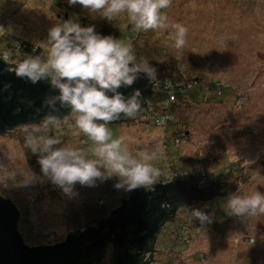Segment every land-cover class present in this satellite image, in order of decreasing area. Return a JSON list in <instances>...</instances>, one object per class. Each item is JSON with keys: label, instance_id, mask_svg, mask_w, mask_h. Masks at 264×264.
Masks as SVG:
<instances>
[{"label": "rangeland", "instance_id": "1", "mask_svg": "<svg viewBox=\"0 0 264 264\" xmlns=\"http://www.w3.org/2000/svg\"><path fill=\"white\" fill-rule=\"evenodd\" d=\"M70 10L65 12L54 0H0V50L9 51L17 64L26 55L13 45L26 41L38 46L40 54L36 56L46 57L48 32L57 23L72 18L82 27L96 29L106 22L116 32V39L132 47L142 46L158 61L176 58L181 73L200 74L204 85L217 80L228 84L231 88L213 100L195 103L186 98L179 102L174 117L177 127L186 133L180 135L182 142L173 152L162 146L161 128L142 113L107 127L114 138H129L125 145L133 155L155 154L151 163L160 175L154 182L196 174L201 169L233 183L235 193L264 194V0H171L161 10L168 28L148 31L135 30L125 14L109 21L79 4ZM176 23L188 29L186 44L179 51L172 46V25ZM62 134L56 147L63 144L91 155L92 142L82 139H88L82 132L80 135L77 129L65 126ZM19 141L16 130L0 134V167L16 169L21 175L29 170L36 180L28 186L6 182L0 186V197L17 207V229L28 246L62 242L79 227L73 217L83 205L87 210L110 204L113 210L129 196L130 190L115 187V176L97 180L92 186L77 183L71 193L54 192L40 165L34 167L26 158ZM242 169L248 176L245 182L237 179ZM218 199L177 210L178 214L163 224L151 264H264V214L236 216L226 207V199ZM193 209L212 218L206 229L196 224L198 219H191ZM111 253V247L106 246L99 264H107Z\"/></svg>", "mask_w": 264, "mask_h": 264}, {"label": "clouds", "instance_id": "2", "mask_svg": "<svg viewBox=\"0 0 264 264\" xmlns=\"http://www.w3.org/2000/svg\"><path fill=\"white\" fill-rule=\"evenodd\" d=\"M69 5L79 4L97 12L111 21L125 14L137 31L166 29L167 17L161 12L171 0H67ZM173 47L179 51L186 44L188 29L181 23L172 25ZM3 30V28H0ZM47 56H26L14 69L19 78L31 83L50 79L58 95L46 97L42 102L50 111L41 123L25 127L24 145L38 155V164L44 177L71 193L75 184L92 186L97 180L115 176L116 188L126 190L151 185L160 175V170L151 161L155 154L137 152L135 155L125 145L126 137H113L107 125L124 117L133 118L142 110L139 90L130 96L118 91L121 86H131L137 74H154L155 69L147 59L137 62L131 44H125L112 36H102L94 27H82L72 18L57 23L49 29ZM108 93H111L109 95ZM57 104L71 109L73 123L64 119L70 128L82 132L92 142L91 155L85 151L65 146L55 136H49L52 126L61 121L54 113ZM17 176L20 177L17 180ZM36 180L29 170L21 175L0 167V186L12 182L28 186ZM231 214L254 217L264 214V194L258 191L233 193L226 202ZM192 217L202 223H211L212 218L198 209Z\"/></svg>", "mask_w": 264, "mask_h": 264}, {"label": "water", "instance_id": "3", "mask_svg": "<svg viewBox=\"0 0 264 264\" xmlns=\"http://www.w3.org/2000/svg\"><path fill=\"white\" fill-rule=\"evenodd\" d=\"M16 65L0 59V134L15 126L40 122L50 111L42 102L46 97L58 95V89L54 88L50 79L31 83L26 78L17 77L14 72ZM152 82L150 75L140 72L131 86H121L118 91L127 98L139 90L142 106L143 101L153 97ZM69 110V107L57 104V110L52 114L61 118ZM125 118L120 114L119 119L109 123H121ZM186 182L187 179L183 177L167 183L138 186L131 189L126 203L113 209L105 220L96 222L95 227H87L77 233L70 232L57 244L33 247L28 246L17 229V207L8 198L0 197V264H79L81 259L91 253L95 254V258L97 253V258H100L104 241L118 227L120 229L112 240L119 246L127 244L128 249L116 255L114 264H146L144 259L141 262L140 253L151 251L155 233L161 224L175 215L176 204L189 206L195 200H207L215 194L213 190L210 192V185L196 188L187 186ZM164 198L170 202L168 211L159 207ZM129 223H134L135 227L124 231ZM139 232L144 233L137 235ZM149 242L152 243L150 246ZM148 263H153L152 256Z\"/></svg>", "mask_w": 264, "mask_h": 264}, {"label": "trees", "instance_id": "4", "mask_svg": "<svg viewBox=\"0 0 264 264\" xmlns=\"http://www.w3.org/2000/svg\"><path fill=\"white\" fill-rule=\"evenodd\" d=\"M54 2L57 4H60L61 7L63 6V9L65 10V12H67L68 10L77 6V4L69 5L67 0H54ZM65 15L63 14V18H66ZM94 30L96 31V33H98L102 36H112L115 39L117 38L116 32H114L112 30L111 25H109L106 22H102L100 24V26L96 27V29H94ZM13 47L15 50L18 49L20 51L21 55L36 56V55L40 54V49H38L37 45L31 44V43L26 42V41L25 42L19 41V43L13 45ZM161 47H163V46H161ZM133 49H134V53L137 57V62H139L142 59H147L149 61L150 66L155 69L154 74H149L151 79L153 80V82L158 83L160 81H165L164 83H166L172 89V93H174V95H175V101L172 103H168V101H167L168 95H167V93H165L164 91L161 90L160 87L163 88V84H160V86H158L155 91L153 90L152 99L147 100V101H143L142 112H141L142 114L145 115V117H148L149 121L152 120L153 125L156 127H157V125H156L155 120L160 114H162L164 111H169L170 113L173 114V119L171 121H169L167 125H165L163 127H158V128H161V131H162V137H161L162 146L165 149H168V150L173 152L174 150H177L180 146V144L175 142V139L178 137L180 139H182L186 133V130L182 131L181 129H179L177 127L176 118L174 117L175 108L179 105V102L185 101L186 98H188L190 101L195 102V103L207 102V101L213 100L216 97L218 98L219 96H221L223 94V91H225L226 88H231V87L228 84L223 83V82L218 81V80L217 81H210L206 85H204L203 84L204 82L202 81L203 79H202V77H200V74L197 76V75H190V74L186 75L185 73H181L179 71L178 62H177L176 58L168 57L167 60H162V61L159 60L158 61V60H155L154 56L149 51H145L144 49H142V46H140V45L135 44V46H133ZM154 52H156V51H154ZM201 76H202V74H201ZM145 106L147 107V109L149 108V106H151L152 110H149V111L145 110V112H144ZM65 118L68 119L69 123H73L72 116H71V109L69 110L68 113L64 114L63 117L59 118L61 121L59 124L51 127V129L48 132L49 136L61 137V135H63L62 134L63 128L65 126H68L67 124H65L63 122ZM174 118H175V121H173ZM40 123H41V121L36 122V123H28L25 125L15 126L13 128L6 129V131H5V132L12 131V130L17 131V133L19 135V139H20L19 143L23 149V152H24L26 158H28L30 160L31 164L34 165V167H37V165H39L38 164V155L33 154L30 150H28L25 147V145H24L25 133L22 131V129H24L25 127H28V126L38 125ZM109 124H111V125L116 124V126L118 125L117 123H109ZM169 127H170V132L168 133ZM71 128H74V127H71ZM79 133L81 135L80 131H79ZM180 135H183V136H180ZM82 139H84L85 141L88 140L85 138H82ZM180 177H183V176L182 175H176L174 178L165 179L163 181L159 180L157 182L165 183L167 181H170V180H173L176 178H180ZM247 178L248 177H246V179ZM115 185H116V183H115ZM48 186L54 192H59L61 190L60 187L58 190H56V185L53 184L52 182ZM144 186H146V185H144ZM111 191H112V189H111ZM109 205L107 208H103L100 205L96 206V207L91 206V207H89V208H91L90 213H88L89 208L87 210H85V205H83L82 208L76 210L74 213L77 216H75L73 218H75V223L79 227L76 228L75 230H72V231L74 233H77V232L81 231V230H79L80 228L90 227V226H86L87 223H95V222H100V221L105 220L107 218V216L109 215V213L112 211L109 209ZM119 206H117V207H119ZM116 208H114V209H116ZM188 217L190 219V215H188ZM191 219L193 220L196 218L192 217V215H191ZM192 222H194V221H192ZM196 224H198V221L196 222ZM77 226H74V227H77Z\"/></svg>", "mask_w": 264, "mask_h": 264}, {"label": "flooded vegetation", "instance_id": "5", "mask_svg": "<svg viewBox=\"0 0 264 264\" xmlns=\"http://www.w3.org/2000/svg\"><path fill=\"white\" fill-rule=\"evenodd\" d=\"M178 139H180V138L178 137ZM181 142H182V139H180V142L178 144H181ZM263 165H264V161H263ZM210 174L211 173H208V172L207 173L206 172H202L201 169H200V171H197L196 174H182V176L187 179V182H186L187 186H193V187H196V188H200V187L203 188V187H208V185H210V188H209L210 192L212 193V190H213L215 192V194L213 196H210L207 200H195L189 206H187L186 204H181V203L176 204V211L179 210L183 206L190 207L194 203L208 202V201H210L212 199H215L216 197H218L219 199H223L224 198V199L227 200L228 197L231 194H233V193H235L237 191V186H235L233 183L232 184L231 183H226L223 180V178H221L219 175L216 176V175H210ZM183 177H180V178H183ZM190 177H192L194 179H189L188 180V178H190ZM246 177H248L247 173H245V171H243V169H242L240 174H238L237 179L239 178L240 181L243 180L245 182ZM173 180H175V179H173ZM170 181H172V180H170ZM167 182H169V181H167ZM167 182H165V183H167ZM150 190L152 191L153 189H150ZM130 195H131V190H130L129 196L126 199H123L121 204L126 203L129 200ZM169 203L170 202L167 201V199L164 198V199H162L160 201L159 207L164 209L165 211L166 210L168 211L170 209V204ZM209 205H211V204H209ZM175 213H176V215L178 214L177 212H175ZM174 217H175V215L173 217L170 216L169 220L173 219ZM197 221H198V224L200 223V226H201V228L203 230L207 228V224L208 223H202L199 220H197ZM163 224L160 225L159 230L154 235L153 244L151 243L153 245L151 251L144 250V251H142L140 253L139 257L141 259V262H143L142 259H144L145 260L144 263L149 264L148 262H150V257L153 255V253H150V252H154V250H155L154 246H155V244L157 242V238H158L159 234L161 233L160 231L162 230ZM194 224H195V222H194ZM95 226H96V224L93 227H95ZM134 227H135L134 223L133 224L129 223L128 225L125 226L124 231H126L128 229L132 230ZM119 229H120V227L116 228L114 230V232L112 234H109L108 238L104 241V244H103L102 248L100 249V258H97L98 257L97 253H96V258H95V254L91 253L88 257L81 259L79 264H99L101 259H102V256H103L104 248L106 246H110L111 247V252H112L111 253L112 254L111 258H110V260H109V262L107 264H114V258L116 257V255H118L122 250L128 249L127 244L119 246L112 240L114 238L115 234L118 233ZM105 230L106 229H104L102 232H104ZM189 231L190 232H189L188 235H190L191 232H192L191 228H190ZM143 233L144 232H139L137 235H142ZM151 244H150V242L148 243L149 246ZM147 253H150V254L148 255ZM147 257H149L148 258L149 260L145 259Z\"/></svg>", "mask_w": 264, "mask_h": 264}, {"label": "built area", "instance_id": "6", "mask_svg": "<svg viewBox=\"0 0 264 264\" xmlns=\"http://www.w3.org/2000/svg\"><path fill=\"white\" fill-rule=\"evenodd\" d=\"M0 59L6 61L8 63H13L12 62L11 54L7 50H0ZM19 61H21V59H19ZM12 67L13 66H10V68H12ZM164 82L165 81H160L158 83L157 82H152V84H153L152 85L153 86L152 88L155 91L157 89V87L160 86V84H163V88L162 87H160V88H161L162 91H164L165 93H167V95H168V99H167L168 103H172V102L175 101V95H174V93H172V89L166 83H164ZM172 119H173V114L170 113L169 111H164L162 114H160L156 118L155 122H156V125L158 127H163V126L167 125L168 122L171 121ZM175 142L176 143H179L180 142V139L176 138L175 139Z\"/></svg>", "mask_w": 264, "mask_h": 264}]
</instances>
